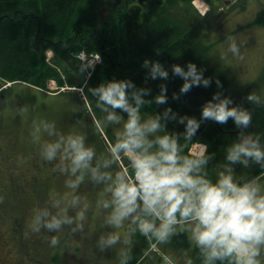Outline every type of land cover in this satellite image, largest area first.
<instances>
[{"label": "clouds", "instance_id": "1", "mask_svg": "<svg viewBox=\"0 0 264 264\" xmlns=\"http://www.w3.org/2000/svg\"><path fill=\"white\" fill-rule=\"evenodd\" d=\"M228 40L231 42L230 50L240 56L235 38L229 36ZM143 67L149 69L146 77L165 80L169 77L168 68L159 59L145 58ZM172 72L184 79L180 91L172 94L176 99L194 85L207 87L212 82L211 77L205 76V69L198 68L193 61L187 62V68L179 63L173 64ZM216 83L219 88L223 87L218 78ZM92 91L98 96L100 106L108 111L109 121H123L112 153L116 159L121 155L127 157L132 171L129 172L127 167L116 171L115 175L106 171L115 160L94 165V149L85 143L81 134L69 133L60 135L56 141L45 142L42 155L46 160L59 156L61 170L70 173L66 184L71 189L79 186L88 171L97 182L107 184L111 199L100 203L103 208L111 209L106 217L108 225L120 229L126 221H131L132 231L123 238L120 231L102 235L101 248L120 242L130 246L132 234L136 231L165 242L179 226V230L187 231L199 248L203 264H217V261L220 264H264V176L238 179L235 171L237 163L249 166L256 162L264 168V144L260 135L254 137L243 131L251 124L252 113L235 105L231 96L217 91L202 106L199 119L187 114L179 115L171 106H167L163 113L157 112L145 118L141 108L145 103H151L145 99L151 92L150 88L137 87L131 79H111ZM168 99L167 84L162 83L154 97L155 103L167 104ZM247 99L256 104L264 103L256 92H251ZM117 109L127 112L126 120ZM177 117L180 123L186 121L183 136L188 140L197 133L205 119H213L223 125L232 118L236 128L241 129L238 138L226 147L225 161L219 165L215 180L206 170L215 153H207L205 146L197 153L185 154L179 141L180 133L165 131L166 121ZM42 127L49 134L55 131L54 123L45 121ZM40 131L41 125L37 124V139ZM79 200V196H74L72 204H78ZM66 213V209L63 214H52L48 210L37 213L34 231H39L42 226L55 230L65 223L71 224L73 217ZM84 216L81 209L77 217L82 221ZM51 242L55 245L58 239L53 237ZM128 252V248L122 250L120 264H128ZM165 261L166 264H175L171 257H165ZM186 264H193L192 259L188 258Z\"/></svg>", "mask_w": 264, "mask_h": 264}, {"label": "trees", "instance_id": "2", "mask_svg": "<svg viewBox=\"0 0 264 264\" xmlns=\"http://www.w3.org/2000/svg\"><path fill=\"white\" fill-rule=\"evenodd\" d=\"M179 7L178 0H106L103 5H98L97 0H0V79L47 86V79L53 78L62 87L65 80L54 65L63 66L68 73L75 62L80 65L78 52L83 49L99 52L103 61L96 66L84 87L92 101H99L92 89L102 82L131 79L137 87L151 89L145 96L151 103H145L141 108L145 118L163 113L171 106L179 115L199 119L202 106L220 91L231 96L235 105L252 113V122L243 131L254 137L260 135L264 144V103L256 104L247 99V92L230 88L224 71L211 64L208 45L196 36L198 25L193 22L192 14L187 10L185 15L178 13ZM263 17L264 11L261 19ZM47 49L55 53L53 65L47 61ZM145 58L159 59L169 70L167 80L146 77L149 69L143 67ZM188 61L204 68L205 76L211 77L212 82L207 87L194 85L178 99L173 98V92L180 91L184 79L173 74L172 65L179 63L187 68ZM217 78L222 82V88L217 86ZM162 83L167 84L169 99L167 104H156L154 97ZM117 110L128 116L127 112ZM205 120L201 123L202 131L190 140L183 136L186 121L180 123L178 117L166 121L165 131L180 133L179 141L185 154H190L188 150L195 141L206 142L209 145L207 153H215L209 159L207 172L215 175L225 161L226 147L238 138L241 129L236 128L232 118L223 125L213 119H208L205 124ZM128 169L132 171L130 164ZM235 171L239 174L238 179L264 176V168L256 162L249 166L237 163ZM138 237L149 243L142 233L138 232ZM169 241L182 250L191 246L188 233L179 229ZM196 251L203 260L197 246ZM135 258L131 256L128 264H133Z\"/></svg>", "mask_w": 264, "mask_h": 264}, {"label": "rangeland", "instance_id": "3", "mask_svg": "<svg viewBox=\"0 0 264 264\" xmlns=\"http://www.w3.org/2000/svg\"><path fill=\"white\" fill-rule=\"evenodd\" d=\"M105 1L97 0L98 5L105 4ZM257 2L258 0H254L252 3L242 0L235 8L220 13L218 16V8L215 10V12L218 11L217 13L203 15L194 8L192 0H179L182 6L177 12H184L185 15V10H187L192 14L193 22L198 25L196 36L208 45L211 64L219 66L224 71L230 88L248 94L256 92L264 100V17L261 19L264 8L260 9ZM100 12L103 13L104 11L100 10ZM229 36L234 37L239 45L240 56L230 50ZM55 66L65 80L64 87L69 86L73 89H65L56 94H50L59 91L58 81L53 78L47 79V86H37L27 82V84H18L16 89L28 85L41 89L42 91H37L29 87L31 93H27L32 97L31 105L35 108V117L38 122L46 121L55 125L54 133L50 134L51 136L48 133L47 135L53 137L54 141L59 139L60 135L69 133L83 135L85 143L94 149L93 164L95 165L97 162L102 164L105 160H115L110 168L105 169L115 175L116 171L122 170V167L118 163L119 160L113 156L112 146L118 139L117 133L122 129L123 121L120 123L109 121L107 119L108 111L100 106L99 101L94 102L87 96L84 87L89 80V75L81 64L75 62L69 67L68 73L65 72L63 66ZM3 84H6V80L0 79V87ZM85 94L86 96L83 97ZM117 112L119 111L117 110ZM120 114L125 120L127 119L125 115ZM108 141L111 146H109ZM205 146L209 151V145L205 144ZM205 146L201 147L205 148ZM16 154H12V157ZM33 157L31 155V158ZM119 159L128 168L130 161L127 157L121 155ZM8 163V172L13 170L16 174L19 173V176L26 172V163L22 165V161L17 160L15 162L12 159ZM56 175L52 182L47 184L46 189L45 187L40 188L39 185L36 186L40 191L38 193L40 196H36L37 201L34 196L28 201L29 196L19 195L24 194L22 188L17 191L15 188L18 185L16 183L20 181H15L12 186L6 183L10 182L8 180L4 179L6 181L4 184L2 181L0 182V186L5 188L1 194L4 207L7 209L16 208L11 213L13 214L12 219L16 215L21 216V218L25 217L26 214V222L34 223L35 216L39 211L48 210L52 214H63L64 209L67 210V215L73 217L71 224L65 223L61 228L53 230V237L58 239V243L54 246L60 247L58 249L55 247L53 254L51 251L49 252V257L54 255L52 260L47 257L49 249H45L44 252L41 245L38 244L39 247L36 249L41 253L42 264H120L121 253L125 248L129 249V256L138 255L139 249L136 247V243L141 240L138 237L139 231L132 234L130 246L122 242L111 247L101 248L100 246L102 235L106 236L111 231H120L123 238L124 235L131 233L133 227L130 220L126 221L120 229H115L106 223V217L111 209L103 208L100 202L111 199V193L107 191L105 182H97L92 177L91 172L88 171L79 186L76 189H71L66 184L70 173L63 172ZM72 178L74 179V177ZM21 185L25 186V192L28 194V185L23 181H21ZM12 194H18L17 198H14ZM74 196L80 198L76 205L72 204ZM81 209L85 212L82 221L77 217V213ZM10 224L11 221L5 222L6 227ZM81 224L82 227H80ZM9 232V228H7L6 235ZM147 237L154 240L153 237ZM4 248L9 251L11 245L6 244ZM22 256L23 259L28 257L27 255ZM6 257H10V261L15 262L17 253L12 250L10 254L9 252L6 253ZM22 264L24 263L22 262Z\"/></svg>", "mask_w": 264, "mask_h": 264}, {"label": "flooded vegetation", "instance_id": "4", "mask_svg": "<svg viewBox=\"0 0 264 264\" xmlns=\"http://www.w3.org/2000/svg\"><path fill=\"white\" fill-rule=\"evenodd\" d=\"M12 88L7 87L0 92V182L2 181V184H4L5 180H8L10 182L6 183L12 186L15 181H20L16 183L18 185L15 188L16 191L22 188L24 194L17 193L21 196H29L28 201L33 196L36 200V196H40L38 194L40 192L39 188L36 186L39 185L40 188L45 187L46 189L47 184L52 182L57 176L56 174L64 171L61 170L59 156L54 160H46L42 155L45 142H52L54 139L50 137L51 135L47 130L43 129L42 123L38 122L35 117V108L31 105V95L25 89H16L15 86ZM37 124L41 125V131L38 134L39 139L36 138L37 134L35 133ZM15 153L17 154L12 157V154ZM31 155L34 157L31 158ZM11 159L15 162L17 160L22 161V165L26 163V172L22 176H19V173L16 174L13 170L8 172V161ZM21 181L28 185V194L25 192V186L21 185ZM4 190L5 188L0 186V264H22V262L33 264L34 261L35 264H42L41 253L36 248L40 244L44 252L45 249H49L47 257H49L50 251L53 254V249L57 248L51 242L54 231L43 226L39 231H34V223L26 222V214L25 217L21 218V216L16 215L12 219L13 214L11 213L16 208L7 209L4 207L1 197ZM18 194H12V196L17 198ZM32 200L34 201L33 198ZM2 204L3 206H1ZM38 213H42V211ZM6 221H11L8 227L5 226ZM7 228L10 231L8 235H6ZM6 244L11 245L9 251L4 248ZM12 250L17 253L15 262L10 261V257H6V253L9 252L10 254ZM30 250H32L31 253ZM43 251L41 252L43 253ZM22 255L28 257L23 259ZM53 257L54 255H51L49 258L52 260Z\"/></svg>", "mask_w": 264, "mask_h": 264}, {"label": "crops", "instance_id": "5", "mask_svg": "<svg viewBox=\"0 0 264 264\" xmlns=\"http://www.w3.org/2000/svg\"><path fill=\"white\" fill-rule=\"evenodd\" d=\"M212 4V11L211 14L219 12H225L220 11V7L227 3L229 0H208ZM254 0H246V2H253ZM258 5L260 9L264 8V0H258ZM238 5V4H237ZM237 5L232 6L230 9L226 11H230L231 9L235 8ZM216 8H218V11L215 12ZM219 14V13H218ZM206 170H208V166L206 167ZM237 173V171H236ZM238 174V173H237ZM210 178L215 180L217 178V171L216 175L214 174H208ZM239 176V174H238ZM237 176V177H238ZM179 229V226H178ZM187 232V231H186ZM188 233V232H187ZM189 235V233H188ZM191 240V239H190ZM155 241L150 240V243H146L142 240L138 241L136 243V247L139 249L138 255L135 258V260L132 261L133 264H166L165 257H171L173 261H175V264H186V261L188 258H191L193 261V264H203V261L199 257L198 252L196 251V246L191 240V246L188 249L182 250L180 248H176L170 244L169 239L165 242H160L157 240V246L158 250L155 251L151 249V243ZM200 258V261H199Z\"/></svg>", "mask_w": 264, "mask_h": 264}, {"label": "built area", "instance_id": "6", "mask_svg": "<svg viewBox=\"0 0 264 264\" xmlns=\"http://www.w3.org/2000/svg\"><path fill=\"white\" fill-rule=\"evenodd\" d=\"M236 1V0H234ZM196 6L199 8L200 11L203 13L207 12L209 9V5L205 3L203 0H195ZM99 53H88L86 51H82L78 54L79 59L82 60L83 64L87 68H94L96 64L102 61V56Z\"/></svg>", "mask_w": 264, "mask_h": 264}, {"label": "water", "instance_id": "7", "mask_svg": "<svg viewBox=\"0 0 264 264\" xmlns=\"http://www.w3.org/2000/svg\"><path fill=\"white\" fill-rule=\"evenodd\" d=\"M207 120H208V119H206V121H207ZM202 128H203V127L200 126L199 129L197 130V133H199V132L202 130Z\"/></svg>", "mask_w": 264, "mask_h": 264}]
</instances>
